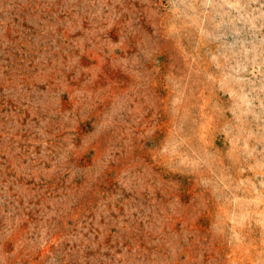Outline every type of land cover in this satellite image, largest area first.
<instances>
[{
  "label": "rangeland",
  "instance_id": "rangeland-1",
  "mask_svg": "<svg viewBox=\"0 0 264 264\" xmlns=\"http://www.w3.org/2000/svg\"><path fill=\"white\" fill-rule=\"evenodd\" d=\"M0 264H264V0H0Z\"/></svg>",
  "mask_w": 264,
  "mask_h": 264
}]
</instances>
